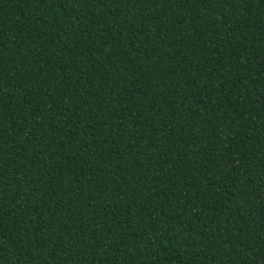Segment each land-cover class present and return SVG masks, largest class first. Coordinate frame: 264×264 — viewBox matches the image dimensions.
<instances>
[{"label": "trees", "instance_id": "trees-1", "mask_svg": "<svg viewBox=\"0 0 264 264\" xmlns=\"http://www.w3.org/2000/svg\"><path fill=\"white\" fill-rule=\"evenodd\" d=\"M0 264H264V0H0Z\"/></svg>", "mask_w": 264, "mask_h": 264}]
</instances>
